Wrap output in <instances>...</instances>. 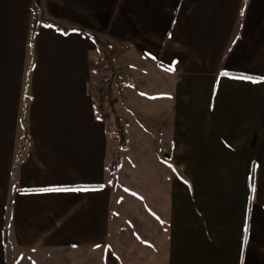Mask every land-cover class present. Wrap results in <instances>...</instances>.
<instances>
[{
  "label": "crops",
  "instance_id": "crops-1",
  "mask_svg": "<svg viewBox=\"0 0 264 264\" xmlns=\"http://www.w3.org/2000/svg\"><path fill=\"white\" fill-rule=\"evenodd\" d=\"M35 1L0 0V264H264V0ZM91 35L147 120L120 186Z\"/></svg>",
  "mask_w": 264,
  "mask_h": 264
},
{
  "label": "rangeland",
  "instance_id": "rangeland-1",
  "mask_svg": "<svg viewBox=\"0 0 264 264\" xmlns=\"http://www.w3.org/2000/svg\"><path fill=\"white\" fill-rule=\"evenodd\" d=\"M116 59V58H115ZM106 76L108 75V72H106L105 74ZM148 75V73H146V71H137V74L133 73V78L132 76L123 78L122 75H120L123 79V86L124 87V91L127 90V88H130V92H132V94L139 92L141 89L146 88V85H144L143 83H146V76ZM155 86L159 87L160 86V82H158ZM116 95V92H115ZM128 96V95H127ZM131 98L130 96L126 97L125 95L120 96V100L119 104L116 106V115L118 116V121L119 123H122L123 125L128 124V128H129V137H128V141L131 142L129 145V150L128 152H126L125 154V161L124 163L127 164V166L132 167V165H134V161H133V157L135 152H133V148H132V143H134L136 141L135 137L140 135L138 134V131H142L144 129V126L146 127V117L144 116V114H142L143 112H140L136 106H134L135 104L131 103V101H128L127 99ZM140 112V113H139ZM142 114V115H141ZM114 118V116L112 117V119ZM140 133V132H139ZM127 148V145H126ZM125 149H120L119 147V143L117 141L116 136L111 132H109V136H108V153L109 154H118L119 155V167L116 168V170H114L113 174L115 175V185L116 183L118 184V176L116 175L119 171V168L121 167V160H122V152ZM160 148H156V151H159ZM110 155V156H111ZM153 155V153H152ZM155 155H158L157 152H155ZM151 162V161H150ZM129 168V169H131ZM142 172H144V174L141 173H135V178H132V176L130 175L129 180H135V183L137 184H141V183H145L146 181L151 182L152 180H155L156 183H158L159 185L163 184V181L160 177V175L158 174L160 170H154V168L152 167V163L146 162L145 167L141 170ZM137 172V171H136ZM111 173V172H110ZM124 174L125 171H124ZM127 179L128 176L124 175ZM119 185V184H118ZM120 186V185H119ZM137 187V186H136ZM138 188V187H137ZM119 189V191H121L120 188H116ZM124 189V188H123ZM138 192V189H135ZM138 194H135V196H137ZM139 196V195H138ZM137 196V198H138ZM142 196H139L140 200H142L143 198H141ZM145 200V199H143Z\"/></svg>",
  "mask_w": 264,
  "mask_h": 264
},
{
  "label": "trees",
  "instance_id": "trees-1",
  "mask_svg": "<svg viewBox=\"0 0 264 264\" xmlns=\"http://www.w3.org/2000/svg\"><path fill=\"white\" fill-rule=\"evenodd\" d=\"M36 24L37 22L34 20L31 25V36L34 35ZM91 36L102 54L93 68V72L96 75L91 86L93 91L92 102L94 114L96 118L105 125L108 136L111 130L117 138L120 149H125L128 139L126 127L122 123H119L117 119L118 116L115 112V92L118 86V75L111 59L103 54L102 45L99 39L95 35ZM106 72H108L107 76L105 75ZM113 116L114 118L112 119ZM119 162V155L112 154L111 161L108 165V170L111 174H113L114 170L119 167Z\"/></svg>",
  "mask_w": 264,
  "mask_h": 264
},
{
  "label": "snow or ice",
  "instance_id": "snow-or-ice-1",
  "mask_svg": "<svg viewBox=\"0 0 264 264\" xmlns=\"http://www.w3.org/2000/svg\"><path fill=\"white\" fill-rule=\"evenodd\" d=\"M238 79H247L246 77H238ZM255 82V81H253ZM56 191H67L68 189H55ZM72 190H77V189H72ZM80 191H87V189H79Z\"/></svg>",
  "mask_w": 264,
  "mask_h": 264
},
{
  "label": "water",
  "instance_id": "water-1",
  "mask_svg": "<svg viewBox=\"0 0 264 264\" xmlns=\"http://www.w3.org/2000/svg\"><path fill=\"white\" fill-rule=\"evenodd\" d=\"M39 2H40V0H36V1H35L36 5H38V4H39Z\"/></svg>",
  "mask_w": 264,
  "mask_h": 264
}]
</instances>
